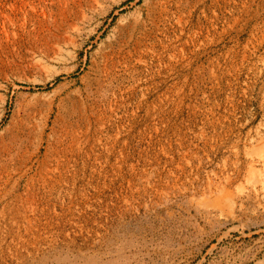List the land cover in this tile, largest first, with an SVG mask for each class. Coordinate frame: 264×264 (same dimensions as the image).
Segmentation results:
<instances>
[{"label":"rangeland","instance_id":"obj_1","mask_svg":"<svg viewBox=\"0 0 264 264\" xmlns=\"http://www.w3.org/2000/svg\"><path fill=\"white\" fill-rule=\"evenodd\" d=\"M0 264H264V0H0Z\"/></svg>","mask_w":264,"mask_h":264}]
</instances>
